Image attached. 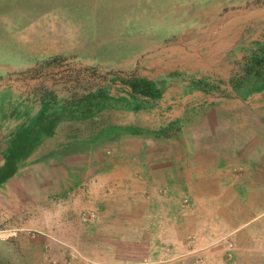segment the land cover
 <instances>
[{
  "label": "rangeland",
  "instance_id": "rangeland-1",
  "mask_svg": "<svg viewBox=\"0 0 264 264\" xmlns=\"http://www.w3.org/2000/svg\"><path fill=\"white\" fill-rule=\"evenodd\" d=\"M246 86H264V0H0V165L8 130L37 121L54 136L0 197V264H95L52 254L67 240L46 230L35 184H74L77 151L103 158L128 125L174 133V108Z\"/></svg>",
  "mask_w": 264,
  "mask_h": 264
},
{
  "label": "crops",
  "instance_id": "crops-1",
  "mask_svg": "<svg viewBox=\"0 0 264 264\" xmlns=\"http://www.w3.org/2000/svg\"><path fill=\"white\" fill-rule=\"evenodd\" d=\"M239 91L174 108V133L149 135L141 126L134 134L128 125L103 158L77 151L75 189L35 184L46 230L67 240L52 254L72 262L73 246L95 264H264V86ZM33 123L6 135L4 201L8 180L53 147L54 136ZM56 217L66 223L60 231Z\"/></svg>",
  "mask_w": 264,
  "mask_h": 264
},
{
  "label": "trees",
  "instance_id": "trees-1",
  "mask_svg": "<svg viewBox=\"0 0 264 264\" xmlns=\"http://www.w3.org/2000/svg\"><path fill=\"white\" fill-rule=\"evenodd\" d=\"M247 87H250V86H247ZM252 87H257V86H252ZM127 107H129V106H127ZM47 134H49L48 132H46Z\"/></svg>",
  "mask_w": 264,
  "mask_h": 264
}]
</instances>
